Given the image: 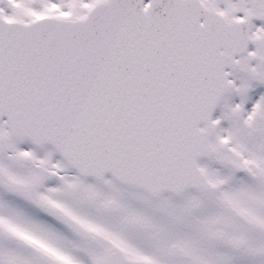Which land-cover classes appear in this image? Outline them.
I'll return each mask as SVG.
<instances>
[{"label":"snow or ice","instance_id":"6c2138e0","mask_svg":"<svg viewBox=\"0 0 264 264\" xmlns=\"http://www.w3.org/2000/svg\"><path fill=\"white\" fill-rule=\"evenodd\" d=\"M0 264H264V0H0Z\"/></svg>","mask_w":264,"mask_h":264}]
</instances>
